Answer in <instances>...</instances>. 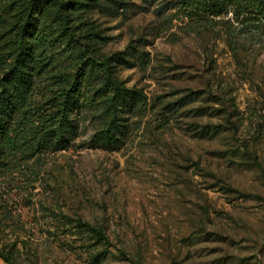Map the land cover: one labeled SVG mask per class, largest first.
<instances>
[{"label": "rangeland", "instance_id": "obj_1", "mask_svg": "<svg viewBox=\"0 0 264 264\" xmlns=\"http://www.w3.org/2000/svg\"><path fill=\"white\" fill-rule=\"evenodd\" d=\"M119 1L118 13L87 18L100 53L142 52L143 65L116 72L151 107L117 151L89 145L86 116L67 150L0 174V252L16 264H94L55 213L103 227L113 256L99 264H264V36L227 18L173 19L165 0Z\"/></svg>", "mask_w": 264, "mask_h": 264}, {"label": "trees", "instance_id": "obj_2", "mask_svg": "<svg viewBox=\"0 0 264 264\" xmlns=\"http://www.w3.org/2000/svg\"><path fill=\"white\" fill-rule=\"evenodd\" d=\"M124 6L119 0H0V174L67 150L86 116L95 121L91 147L114 152L124 146L133 130L131 118L151 106L140 89L123 85L116 65H143L146 58L142 52L133 62L124 58L133 55L132 46V51L100 53L97 40L103 38L87 18L90 12L116 14ZM161 9L188 24L227 18L264 36V0H165ZM193 99L188 94L180 105ZM174 105L161 108L165 124ZM218 131L202 129L197 135ZM52 215L82 247L93 249L94 264L113 256L103 227ZM9 253L0 252L3 264H16Z\"/></svg>", "mask_w": 264, "mask_h": 264}]
</instances>
